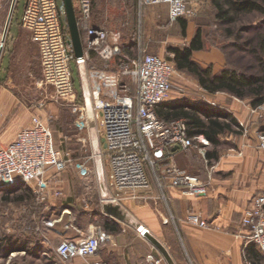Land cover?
<instances>
[{
	"label": "crops",
	"instance_id": "0c3cea01",
	"mask_svg": "<svg viewBox=\"0 0 264 264\" xmlns=\"http://www.w3.org/2000/svg\"><path fill=\"white\" fill-rule=\"evenodd\" d=\"M109 1L110 4L111 2L117 4L114 11L109 9L111 6L108 4ZM188 1L198 7L202 0ZM120 2L124 8L123 15L118 16L115 8L121 7ZM14 4L12 3V8ZM159 5L140 7L139 0H91L89 24L106 29L110 37L119 32L120 54L106 62L96 52L87 51L82 60H74L79 80V90H76L78 103L83 102V95L90 91L88 72L91 67L116 75L121 56L136 59L142 53L156 54L174 65L173 53L168 47L188 46L196 32L197 21L193 17L171 20L167 5L161 7ZM74 8L78 18V6L74 4ZM11 16L12 9L1 36V39H4L3 37L8 35V43L12 47L7 50L8 52L5 51V54H2V48L0 52V147L8 145L21 129L29 126L32 116L37 115L39 110L30 106L17 93L19 92L17 89L24 86V83L20 85L13 77H26V84H33L31 67L33 60L39 61V58L37 47L28 31L19 28L16 32L9 33L10 27L7 26ZM109 17L115 20L125 19L123 28H110L107 22ZM80 33L84 43L85 29L81 28ZM192 58L202 66L214 62L211 57L204 56L203 49L194 51ZM117 76L118 80L126 83L130 92L134 94L135 86L131 78L119 74ZM176 78L190 83L192 88H197L199 92L190 93V96L172 92L167 102L189 100L209 109L229 112L239 124L246 125L245 134L220 137L232 140L234 147L223 148L215 159L214 173L208 181L206 196H186L180 190L171 187L160 189L150 173L148 188L121 189L118 191V201L112 202L107 198L113 197L116 191L109 186L107 158V174L105 177L103 171V175L100 174L104 182L100 184L96 202L89 209L74 212L75 214L65 207L55 217L52 214L51 217L48 216L42 228L52 248L62 239L77 240L85 237L93 227L105 231L110 238L101 244L93 257H76L64 262L58 259L54 249V253L50 250L44 253L42 264H89L92 261L104 264H142L149 252H153L160 259L159 264H245L246 261H250L246 256L248 247L253 246L255 250L257 248L242 238L245 229L241 226L240 220L253 195L264 192V150L259 148L256 137L260 106L252 107L249 101L226 92L209 93L196 79H190L175 69L172 80ZM226 97H229V100L224 102ZM85 128L93 131L96 125L94 127L88 125ZM95 131L99 137L95 135L93 143L96 146L99 144L103 150L99 131L98 129ZM206 148H209V145ZM174 161L181 169L189 168L195 175L206 179L204 158L195 146L174 151ZM74 176L64 173L57 184L49 183V186L62 187V184L67 186L70 181L77 180ZM32 187V184L17 182L1 187L0 196L4 195L5 199H8V195L21 192L16 201L7 200L9 204H17L18 207L19 203L26 201V196L33 193ZM63 197L66 201L64 193ZM57 199L51 198L48 202L53 204ZM68 200L70 202L71 199ZM69 202L66 206L71 207L72 204ZM107 204L116 207L122 218L108 213L105 209ZM14 211V219L17 222V208ZM189 213L200 215L201 219L208 222L209 228L190 223L187 220ZM47 221L53 224L48 226ZM139 227L146 230L144 235L141 234ZM40 245L45 247L40 241L29 242L31 252L27 253L26 258L32 256V259H36L40 253H33L32 249L39 248Z\"/></svg>",
	"mask_w": 264,
	"mask_h": 264
},
{
	"label": "built area",
	"instance_id": "2783aa9c",
	"mask_svg": "<svg viewBox=\"0 0 264 264\" xmlns=\"http://www.w3.org/2000/svg\"><path fill=\"white\" fill-rule=\"evenodd\" d=\"M15 2L13 0L12 3ZM77 2L78 26L86 31L85 41L82 42L84 54L94 51L109 62L120 54V33L110 37L106 29L91 26V0ZM157 4L167 5L171 20L192 18L198 12V7L188 0H139L140 7ZM19 22L30 33L37 47L43 82L77 113L81 128L88 127L86 104L78 103L74 85L72 62L76 58L62 0H25ZM121 57L116 75L91 67L88 72L90 91L83 95V103L86 96L90 100L95 125L109 162V186L116 191L113 197L107 199L118 201L121 189L148 188L150 173L160 189L171 187L186 196H206L208 181L214 173V163L209 164L205 158L208 140L198 136L194 143L187 133L184 119L164 121L156 114V108L167 101L173 88L174 65L151 53H142L136 59ZM118 74L131 78L135 86L134 94L126 83L118 80ZM257 138L259 148L264 150V130L258 133ZM175 145L179 149L196 147L204 158L206 179L188 173L176 164L172 150ZM70 162L69 152L54 146L49 127L40 116L33 115L29 126L21 129L8 145L0 147V187L22 182L33 185L32 191L38 202L60 198L62 190L49 186V183L57 184ZM187 220L209 228L208 222L198 214L189 213ZM46 223L48 226L53 224L51 221ZM240 223L245 229L242 235L244 241L255 245L264 257V192L253 195ZM139 230L142 235L146 232L142 227ZM109 238L105 231L93 227L81 239L60 240L55 246V253L64 262L76 257H93ZM159 263L160 259L153 252L146 254L142 262ZM89 264L104 263L92 261ZM245 264L252 263L246 261Z\"/></svg>",
	"mask_w": 264,
	"mask_h": 264
},
{
	"label": "rangeland",
	"instance_id": "374dc122",
	"mask_svg": "<svg viewBox=\"0 0 264 264\" xmlns=\"http://www.w3.org/2000/svg\"><path fill=\"white\" fill-rule=\"evenodd\" d=\"M12 2L13 0H0V48H2V54H5V51L8 52L7 50L12 47L8 43V35L3 37L4 39H1L11 9L13 16L11 19V25L9 23L7 26L8 28L10 27L9 33H14L19 30V28H22L19 21L24 9L25 0H16L13 8ZM73 2L78 6L77 0H73ZM108 4L111 5L109 9H113L114 11V7L117 4L112 2L110 4V1ZM120 5V8H115V10L120 13H116L118 16L123 15L122 10L124 5L122 2H120ZM161 5L166 6L165 4H160L159 6L161 7ZM134 12V17H136V10ZM213 15L214 9L210 0H202L201 4H198L197 14L193 17L200 23L204 33V56H209L214 60L213 63L205 64L203 66L211 65L214 73L219 72L225 65H231L256 73V61L248 52V48L245 47L242 51H239L236 47H233L232 41L234 36H226L222 32V26L216 24L214 21ZM124 20L125 19L123 18L115 20L113 17H109L107 22L112 29H122ZM249 24L254 25L255 27L259 25L261 27V33H264V14L253 13L249 16L243 17L241 21L236 23L233 30L237 31L239 26ZM254 32L256 31L236 32V37L239 36L241 38L238 43H243V41ZM222 47H225V53ZM15 49L16 48H14V51ZM261 55L264 57V52L261 53ZM72 69L75 88L76 90H79L78 73L74 61L72 62ZM31 71L34 79V81H32L33 84H26V77H13L14 81L18 82L20 85L22 82L24 83V86H20L17 89L19 90L17 93L30 106L39 109L37 115L40 116L44 123L49 127L54 146L60 151L69 152L71 162L60 176L67 173L75 175L74 177H76L77 180L70 181L67 186H64L63 184L62 187L58 186L61 188L64 195H66V199H71L70 202L69 200L65 201V198L61 197L53 204L49 202L41 203L36 200L33 193H30V196H26V201L19 203L17 207V204L11 205L7 200L16 201V197L21 195V192H16L12 196L8 195V199H5L4 195L0 196V264H42L45 257L44 253L48 250L54 253L55 249V246L53 248L49 246V238L44 234L45 231L42 228L44 220L51 214L55 217L65 207H68L73 214H75L74 212L82 211L83 209H89L98 199V190L101 188L100 184L104 182V178H102L100 174H102V171L104 177L107 174V156L99 144L96 146L95 143H93L95 135L98 134V132L95 131L97 127L93 131L88 128H81L80 125H82V123L78 120L77 113L72 112L67 103L63 102L55 95L53 88L43 82L38 60H33ZM183 73L190 79H195L191 74ZM197 90V88H192L190 83L186 81L184 82V80L180 78H176V80H173L171 93L174 92L181 94V96H190V93H198L199 90ZM198 97L201 98L199 95ZM228 100L229 97H226L224 102H227ZM218 102H220V100ZM80 104L85 105L83 102ZM259 111L260 116L257 123L256 137L259 132L264 130V103L260 105ZM245 133L246 125L243 124L241 127V134ZM96 136L99 137L98 135ZM93 151H97V153H94ZM184 170L188 173L194 174L189 168H184ZM79 174H81V176H79ZM106 184L108 183L106 182ZM68 202L71 203L73 207L66 206V203ZM15 208H17V222H15L14 219ZM33 241H40L42 246L45 245V247H41L40 245L39 248L35 247V249H32L34 251L33 253H40L39 256L35 257L36 259H32V256V258L30 256V258H26L27 253L31 252L29 249V242ZM255 262L256 263H253L251 261L252 264H264V257L261 255L255 260Z\"/></svg>",
	"mask_w": 264,
	"mask_h": 264
},
{
	"label": "trees",
	"instance_id": "16d2710c",
	"mask_svg": "<svg viewBox=\"0 0 264 264\" xmlns=\"http://www.w3.org/2000/svg\"><path fill=\"white\" fill-rule=\"evenodd\" d=\"M214 9V21L222 26L226 36L233 37V47L242 51L247 47L250 55L256 61V73L249 70L225 65L219 72L214 73L211 65L202 66L192 58L194 51L204 48V33L199 22L196 32L188 46L168 47L173 53L174 68L178 71L191 74L198 84L207 92H226L239 99H247L252 107L264 103V33L257 25H241L234 31L237 22L253 13L264 14V0H210ZM13 16V13H12ZM11 16V19H12ZM181 18V17H180ZM11 23V20H10ZM252 33L243 43H238L240 37L236 32L251 31ZM224 53L225 47H222ZM157 116L164 120L184 119L187 124V133L194 139L205 137L209 142L205 158L213 164L223 148L234 147L232 140L220 137L237 136L241 134V126L237 119L229 112L206 108L204 105L189 100L163 102L156 108ZM246 256L253 262L260 253L253 246H249Z\"/></svg>",
	"mask_w": 264,
	"mask_h": 264
},
{
	"label": "water",
	"instance_id": "95a60500",
	"mask_svg": "<svg viewBox=\"0 0 264 264\" xmlns=\"http://www.w3.org/2000/svg\"><path fill=\"white\" fill-rule=\"evenodd\" d=\"M62 4L64 7L66 24L70 36V42L73 45L74 56L76 59L80 60L83 58L84 50H83L81 33L78 26L77 16L74 8V3L73 0H62ZM0 52H1V48H0ZM85 104L87 109L88 125L90 127H94L95 125L94 116L88 96L85 97ZM177 149H179V146L175 145L172 150L176 151ZM105 209L108 213L116 217L122 218L116 207H112L107 204L105 205Z\"/></svg>",
	"mask_w": 264,
	"mask_h": 264
}]
</instances>
